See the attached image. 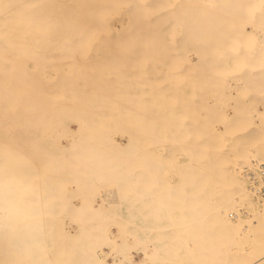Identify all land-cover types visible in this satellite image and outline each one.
Masks as SVG:
<instances>
[{"label":"bare ground","instance_id":"bare-ground-1","mask_svg":"<svg viewBox=\"0 0 264 264\" xmlns=\"http://www.w3.org/2000/svg\"><path fill=\"white\" fill-rule=\"evenodd\" d=\"M263 16L264 0H0V136L23 133L24 142L32 141V87L18 81L27 66L44 69L42 85L49 83L47 116L54 124L49 192L57 183L61 195L49 194L43 217H49L45 220L49 224H65L58 217L65 216L67 206L71 217H81L75 219L80 229L65 232L75 241L70 252L79 255L73 263L113 264L119 258L104 243L99 252L89 250L92 241L84 244L93 236L88 223L101 222V217L127 206L134 208L119 215L141 223L143 213L137 208L179 201L181 207L204 208L203 220L212 228L216 246L233 253L231 264H264V161L258 159L264 153V106L253 108L262 121L259 127L253 109L240 97L244 85L227 79H240L252 47L256 69L250 73H264V35L258 44L254 32L245 27L258 20L264 31ZM226 49L235 59L223 74L220 58L227 56ZM48 54L44 64L29 60ZM253 85L249 89L256 88L257 96L264 98V77ZM231 87L233 92L227 93ZM244 92L245 98L249 92ZM217 110L222 116L215 120L222 125L208 114ZM107 127L112 136L106 135ZM62 134L73 137V142L66 144ZM189 142L192 146L185 155ZM2 143L0 159L15 160L33 176L30 150L5 148ZM155 143L160 152L151 147ZM247 153H256L251 170L239 163L230 166L229 160L246 158ZM197 191L209 192L199 197L203 205L194 204ZM74 196L82 203L71 200ZM92 196L101 198L98 206ZM91 207L96 214H83ZM179 215L185 219L194 212ZM44 234L49 237V231ZM42 242L39 254L25 257L14 254L0 237V264H59L63 256L58 243L49 238ZM109 242L105 244L113 246ZM85 245L90 261L81 259ZM133 248L142 257L128 252V264H153L150 252Z\"/></svg>","mask_w":264,"mask_h":264},{"label":"rangeland","instance_id":"rangeland-1","mask_svg":"<svg viewBox=\"0 0 264 264\" xmlns=\"http://www.w3.org/2000/svg\"><path fill=\"white\" fill-rule=\"evenodd\" d=\"M260 11V10H259ZM259 11H257L258 13H260ZM260 15V14H259ZM264 17V16H263ZM89 19H92V17H89ZM262 19V17H261ZM257 23V24H256ZM255 26L252 27L253 22H247L245 24V27L247 30L253 31L254 35H255V41L256 43L259 44V42L263 41L262 39V35H264V31H262V27L260 26V23L258 20H256ZM252 28L254 30H252ZM92 35H90L91 37ZM91 39V38H90ZM96 40V38H95ZM255 47V46H254ZM254 51L253 47L252 49L249 51L250 54L247 56V61L245 62L243 68H241L240 70V79H235L233 77H227L229 82H240L243 86V90L241 92L242 95H240L241 98H243V105H248L250 108H258L261 106H264V98H259L257 95V93H259V91H257L256 93V88L253 90H250L249 87L253 86V82L254 80H261V78L264 77V73H256L252 74L250 73L251 68H253L255 65H253V63L251 62V58L253 56V52ZM226 53L227 56L225 57H221L220 60L222 62V71L223 74H226V70L229 71L232 69V64H233V59L234 56L230 55L229 51L226 49ZM224 55V54H223ZM31 63H46V61L44 60H49V54L48 56L45 58H40V59H35L33 57H29ZM27 60L28 58H22V57H18L17 60ZM229 61H227V60ZM40 64V65H43ZM256 69V66L254 67ZM25 73L23 76H20L18 84L20 85L23 81L28 83V85L30 87H32L31 90V94L33 95L32 98L30 99V101L32 102V106H30L33 111L32 113L34 114V119L35 121L30 123V127L32 134L31 135V142H24L23 140L25 139V136L23 133H20L18 137L16 136H10L9 134H5L0 136V140L3 141V147L8 148L11 145L12 146H16V148H18L19 151H22L20 149H24V148H28L30 150V154L32 155V162H33V181H34V187L36 189V191L41 195V197L44 198V201L47 203V207H49V194H52L53 196H60L61 192L57 191L58 187L55 183L54 186H56L54 189L55 190H50L51 192H49V158L52 159L51 156H49V140L52 137L51 134V130L53 129V123L49 120V117L47 115H49V83L42 85V71L44 69H36V70H32V68L30 67H26L25 69ZM33 71V72H32ZM17 83V81H16ZM246 83L248 84V86L246 85ZM248 87V89H247ZM246 88V90H245ZM245 90V92H244ZM228 91L233 92L232 87L230 89L227 90ZM255 91V92H254ZM243 92H249V96L247 95L245 98L242 97ZM254 92V94H253ZM256 93V94H255ZM238 94V93H237ZM208 98H210V95H208ZM38 100L40 101V103H37ZM213 101V98L211 99ZM219 100V99H218ZM224 100V99H223ZM257 102V106L254 104V106L252 105V103ZM228 101H225V105L224 102L222 103L224 105V108L226 110V108L228 107ZM24 108V106L22 107ZM255 109H253L254 111V121L256 118V123L258 124L257 126L261 125V123H259L257 116H256V111ZM251 111V112H253ZM39 114H43L44 117L39 119V117L35 116V115H39ZM211 116V120L215 121L217 124L218 120L215 119H219L218 116H222V111L219 112V110H217V112L215 113H208ZM249 114V112H248ZM253 114V113H252ZM244 120L246 121V119L244 118ZM252 122V121H251ZM19 123H25V122H19ZM224 122H222L223 124ZM221 124V121L218 123V125ZM221 124V125H222ZM254 124V126H256L255 123H252V125ZM256 126V128H257ZM260 127V126H259ZM253 128V126H252ZM251 128V129H252ZM254 129V128H253ZM252 129V131H253ZM259 129V128H258ZM260 131H263L262 128H260ZM105 133L106 135H108L107 133H110V135L112 136L113 134H111V131L108 132L109 130H111V127L107 129H105ZM255 130L254 129V134H255ZM113 131V129H112ZM251 131V130H250ZM250 131H246L248 133V135L252 134V131L250 133ZM259 131V132H260ZM245 132V131H244ZM258 132V133H259ZM67 132H64V134H66ZM244 133V134H247ZM61 134V133H60ZM59 134V135H60ZM90 135L92 134H96V133H89ZM109 135V136H110ZM248 135H243L244 139L246 137H248ZM251 135V136H252ZM61 136V135H60ZM110 136V137H111ZM59 137V136H58ZM57 139H60L61 137H59ZM250 138V137H249ZM63 141L66 144H71L73 142V137L71 136H64L62 134V138ZM196 139V138H195ZM248 140V138H246ZM245 139V141H246ZM10 140L13 141V143L9 142ZM94 139L91 138V141H93ZM191 140V138H190ZM189 140V141H190ZM17 141V143H15ZM170 143V142H168ZM171 145V144H169ZM159 146V144H158ZM157 143L151 145V147H157V149H155V152H160V149L158 148ZM167 145H165L166 147ZM192 146V143L189 142L185 145L184 147V154L188 155L189 153V149ZM150 150V149H149ZM17 155H20L17 153ZM23 155H26L25 153ZM256 153H247L246 158L244 157H239L238 160L236 159H231L228 162L230 163V166L235 165V163H239L242 165H248L250 166V170L252 169V162L250 163V160L252 161V159L255 160L256 158ZM69 154L64 155L63 157L66 158L68 157ZM244 156V155H242ZM246 156V155H245ZM261 157H258V159L261 160V162L264 161V153L263 155L260 154ZM248 162L251 164H248ZM172 163H170L171 166ZM204 166V165H201ZM185 167L188 169V165L186 164ZM52 168V167H51ZM185 182V181H184ZM202 183L205 182L204 178L201 180ZM186 183V182H185ZM250 184V182H249ZM72 187V186H71ZM150 198L152 196V192H153V188H150ZM95 190V189H94ZM55 194H54V193ZM207 192V191H206ZM206 192L202 191V192H196L194 193V198H195V202L194 204H202L203 205V200L199 201V197H203L205 195H209L206 194ZM95 192H93L92 195H94ZM209 193V192H207ZM211 194V193H210ZM98 195V193L96 194ZM95 195V196H96ZM128 195V193H127ZM94 197V196H92ZM148 196L146 195L145 198H147ZM96 198L95 200V205L94 206H98V204L101 202V198L99 196L94 197ZM117 198V197H116ZM120 198V197H119ZM157 198V197H156ZM155 198V200H156ZM198 198V199H197ZM77 203H82L81 199L79 197H72L71 200H73ZM197 199V200H196ZM159 200V199H157ZM69 202V201H68ZM174 203V205L171 206H161V205H144L141 206L139 208H137V211L142 212L143 213V217L141 219H144V222H130L128 215L126 216V218L123 216L119 215V212L124 213V214H128L131 209L133 210L134 207L131 206H127L125 208H120L115 215L111 216H107V217H101L103 220L100 222L98 221L97 223H92V224H87L86 226L89 227V230L91 229L92 233L91 235L93 236H87L84 239V244H93V245H87V247H89L90 249H96L100 250L101 247H99L100 245H104V247L108 250H111L110 252L116 253L117 254V262H114L113 264H128V252L129 253H136L137 258L142 257V255L140 254L141 252H137L135 250V248H133V246L137 247V248H143L145 250H147L148 252H150L152 254V256H150L149 260L150 262H152L153 264H231L230 263V258L233 255V253L229 254V251H224L223 249L220 250L218 249V247L216 246V239H214V233L212 232V228L206 227L207 225H205V221L203 220V207L201 206V208H197L196 206L194 207H181L179 206L178 203H180L179 201H174L172 202ZM193 203V202H192ZM46 207V208H47ZM66 207V206H65ZM130 207V208H129ZM68 209V206H67ZM67 209L65 210L67 212ZM69 210V209H68ZM71 207H70V212L71 211ZM83 214L86 213L87 211L89 213L86 214H93L97 212V210L93 207L88 208V209H83ZM64 211V212H65ZM190 212L191 214L194 212V215H192V217L190 216L189 218L184 219V217H181L179 214L182 212ZM64 213L65 216L63 217H58L60 219H64L65 224L69 225L70 227L65 225V224H49L46 223L45 220H49V217H42L41 220L45 221H41L40 224V236L41 239L45 238V241L47 238H49V241L54 242V243H58L59 245V249L61 251V255L63 256L60 257L62 258L59 259V264H62L63 260H64V264H69V263H73L75 261V259L78 256H74V253L70 252L71 247L74 245V242L71 241V239L68 237L67 233V229H72L74 231H76V229H80L79 225L77 224L78 222L75 221V219L79 218L81 219V217H76L73 215V217H71L68 212ZM76 212L77 214V210L74 211L72 213ZM92 212V213H91ZM202 212V213H201ZM82 213V211H81ZM151 213H156L157 215H153ZM63 214V213H62ZM67 214V216H66ZM69 214V215H68ZM75 214V215H76ZM80 214V212H78V216L79 215H83ZM159 214V215H158ZM86 216V215H85ZM99 216V214H98ZM84 219V216H82ZM87 218V216H86ZM85 218V219H86ZM133 219H137L139 218V216H133ZM73 221H72V220ZM88 219V218H87ZM71 220V221H69ZM100 220V219H99ZM126 221L127 223H123V221ZM180 220H185V222H180ZM129 221V223H128ZM71 222V223H70ZM77 222V223H76ZM89 222V221H87ZM86 224V223H84ZM65 226V227H64ZM209 226V225H208ZM211 227V226H210ZM66 228V231L65 229ZM76 228V229H74ZM44 230L49 231V237H47L44 234ZM66 232V233H65ZM88 233V235L90 234ZM112 236V237H111ZM5 241H7L6 239H4ZM89 241H92L91 243H89ZM111 242V244L113 246H108L107 244H105V242ZM73 242V243H72ZM109 242V243H110ZM95 244V245H94ZM110 244V245H111ZM102 245V246H103ZM250 244H245V246H249ZM91 247V248H90ZM85 249V251L83 252V250H79L80 255L82 254V260H84V258L87 261H90L88 259H90L88 252H87V248L86 245L83 247ZM88 250V251H89ZM96 250L94 251L96 253ZM50 251V250H49ZM59 251V252H60ZM83 252V253H82ZM225 252H227L226 254H224ZM244 252V251H243ZM94 253V254H95ZM92 255V252L90 253ZM51 255H53V253H51ZM88 255V257H87ZM228 256L229 258H227L226 256ZM93 256V255H92ZM131 256V255H130ZM242 256V255H241ZM127 257V258H126ZM234 257V256H232ZM88 258V259H87ZM112 259V257H111ZM92 260V259H91ZM123 260V262H122ZM81 260H78V263H80ZM83 262V261H82ZM81 262V264H82ZM89 264V262H87ZM92 263V262H91ZM76 264V263H73ZM84 264V263H83Z\"/></svg>","mask_w":264,"mask_h":264},{"label":"clouds","instance_id":"clouds-1","mask_svg":"<svg viewBox=\"0 0 264 264\" xmlns=\"http://www.w3.org/2000/svg\"><path fill=\"white\" fill-rule=\"evenodd\" d=\"M46 207L30 170L11 158L0 159V237L14 254L43 250L40 224Z\"/></svg>","mask_w":264,"mask_h":264}]
</instances>
